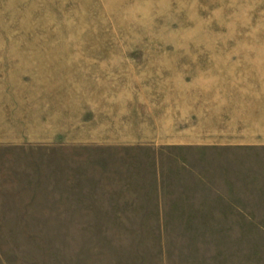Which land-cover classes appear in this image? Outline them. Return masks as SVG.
Masks as SVG:
<instances>
[{"label":"rangeland","instance_id":"1","mask_svg":"<svg viewBox=\"0 0 264 264\" xmlns=\"http://www.w3.org/2000/svg\"><path fill=\"white\" fill-rule=\"evenodd\" d=\"M93 81L135 109L122 127L248 145L175 151L197 200L166 210L156 232L157 219L88 192L116 164L107 147L67 143L103 130L90 113L39 128L15 110L0 121V264H264V0H0V102L88 106Z\"/></svg>","mask_w":264,"mask_h":264},{"label":"crops","instance_id":"2","mask_svg":"<svg viewBox=\"0 0 264 264\" xmlns=\"http://www.w3.org/2000/svg\"><path fill=\"white\" fill-rule=\"evenodd\" d=\"M32 60L33 62L45 64L51 61H59V58L49 61L46 57H34ZM87 87L90 90L94 89L92 91L93 94L88 96V106L85 105L86 102L81 101L72 106H65L66 100L60 95H56V97L42 94L31 95L18 98V101H16L17 99H12L14 101H11L10 98L6 97L7 99L4 98V101L0 102V121L8 120V116L18 110L22 112L17 113L24 114L26 120L27 118H30V121L38 119L39 128L44 126L43 120L47 119L49 114H54V117L59 120L60 123L57 122L55 124L56 127L70 128L77 126L75 123L76 119L78 120L81 116L90 113L91 120L96 121L98 124L96 126L103 130L73 131L69 134L68 138L70 139H68L67 143H84V145L107 147V149L104 148V151L115 154L112 160L116 164L111 167L112 172H103V180L98 174L100 172L94 173L95 182H87L88 192L96 191L99 193V190H101L104 193L102 199L111 201L113 207L117 206L120 209H127L128 206V209L137 210L136 213H132L133 215H141L148 219L154 218L155 221L156 219L160 221L157 227L145 221L148 226L149 224L151 225L148 230L163 231L160 217L164 215L166 210H186L188 209L187 207H190L187 205L188 202L193 203L197 200L190 193L198 190L200 182L193 181L189 177V175L191 176L192 167L186 163V160L181 155L178 157L179 154H183L181 152L186 151H181L179 154H176L175 151L191 149L197 146L248 145L237 143L169 142L160 138L156 139L153 134L150 132L145 133L144 130L139 131L137 128L128 127L127 125L122 127V124H120L121 120L130 123L127 115L130 112H135V109L122 105V100L116 102L115 99L111 101L112 99L110 98L94 95V93H100L95 88L100 87L97 82H90ZM74 99L75 97H71V101ZM111 102L113 104L118 103L120 106L114 107ZM122 115L125 117L123 118ZM65 116L72 117L71 120L74 121L68 122L64 118ZM113 122L116 123V127H113ZM99 123L103 124L99 126ZM9 126L10 124L8 123L7 127ZM35 135L39 136L36 138L37 141H45L48 133L39 129L38 134L35 133ZM145 135L149 137L147 138ZM2 136H10V132L0 133V142L6 141L1 138Z\"/></svg>","mask_w":264,"mask_h":264}]
</instances>
